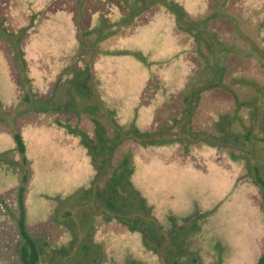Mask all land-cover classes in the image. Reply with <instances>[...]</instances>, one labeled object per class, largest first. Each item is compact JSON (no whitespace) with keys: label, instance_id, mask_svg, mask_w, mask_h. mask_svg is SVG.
Masks as SVG:
<instances>
[{"label":"rangeland","instance_id":"1","mask_svg":"<svg viewBox=\"0 0 264 264\" xmlns=\"http://www.w3.org/2000/svg\"><path fill=\"white\" fill-rule=\"evenodd\" d=\"M48 1L0 0V264H22L20 186L26 231L41 252L38 264H163L158 252L169 254L167 264H256L264 250V199L245 178L242 161L215 147L194 151L183 161L175 149L139 150L130 183L164 237L159 248L152 242L144 247L140 234L102 221L95 202L101 185L94 181L91 156L79 138L50 120L53 113L39 121L18 118L28 108L27 96L47 99L52 85L77 63V37L89 26L92 9L79 0H55L47 10ZM211 1L163 0L169 8L155 6L144 25L111 45L129 55H104L93 66L103 100L120 98L112 106L119 123L147 125L153 107L187 88L194 71L187 55L194 45L177 37L180 18L170 12L204 17L214 8ZM237 1L239 7L264 6V0H228L230 21L236 23L242 14L233 7ZM223 21L215 28L227 36L234 27ZM200 50L207 52L203 43ZM141 95L143 108L138 107ZM7 127L21 135L22 154L11 132L3 131ZM21 172L27 173L23 185Z\"/></svg>","mask_w":264,"mask_h":264},{"label":"trees","instance_id":"2","mask_svg":"<svg viewBox=\"0 0 264 264\" xmlns=\"http://www.w3.org/2000/svg\"><path fill=\"white\" fill-rule=\"evenodd\" d=\"M162 1L79 0L80 6L92 10L86 20L89 26L82 27L77 37V63L69 65L65 76L52 85L47 99L32 96L29 99L27 96L28 108L18 117L38 119L53 113L50 120L77 136L91 156L94 181H99L97 183L102 186L95 191L97 209L102 208V221L120 225L123 233L140 234L144 247L149 245L147 242H152L158 248L164 237L148 218L151 209L138 200L137 191L130 183L139 150L175 149L183 161L204 147L219 148L232 160L243 162L245 178L260 189L261 199H264V80L261 79L264 78V6L250 9L239 7L240 1L235 2L233 7L242 12L238 23L234 19L230 21V8L226 9L228 0H212L211 9L214 6L217 12L208 10L200 18L183 11L170 12L180 18L175 31L177 37L194 45L187 55L194 71L186 89L153 107L151 123H143L142 127L133 121L119 123L112 106L120 104V98L105 101L101 97L100 78L93 66L104 55H129L111 45L144 25V18L156 13L152 12L157 10L155 6L161 9L166 4ZM51 6L45 8L48 10ZM166 7L169 8V3ZM231 11L236 12L232 8ZM225 18L234 27L227 36L215 28L226 22L223 21ZM200 43L207 50L205 54L200 50ZM72 60L75 61V57ZM90 96L94 98L93 103L86 101ZM79 97H82L80 105L76 102ZM143 106L146 107V100L141 95L138 107ZM43 122H49V119ZM3 131L11 132L17 151L22 154L24 146L19 132L10 127ZM24 162L23 159L20 161L21 166ZM21 173L23 185L27 173ZM23 193L24 188L20 186L17 192V228L23 239L20 260L22 264H38L41 252L26 231ZM0 203L3 204L1 198ZM262 211L264 216V207ZM53 217L50 214L48 218ZM154 254L167 264L169 254ZM256 264H264V250Z\"/></svg>","mask_w":264,"mask_h":264},{"label":"flooded vegetation","instance_id":"3","mask_svg":"<svg viewBox=\"0 0 264 264\" xmlns=\"http://www.w3.org/2000/svg\"><path fill=\"white\" fill-rule=\"evenodd\" d=\"M48 2H49V3H47V5H48V4H53V3L55 2V0H49Z\"/></svg>","mask_w":264,"mask_h":264}]
</instances>
